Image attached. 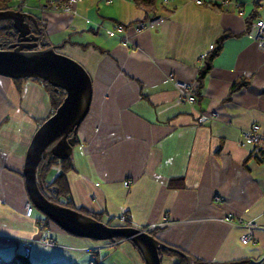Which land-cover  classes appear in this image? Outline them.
<instances>
[{
    "label": "crops",
    "instance_id": "obj_1",
    "mask_svg": "<svg viewBox=\"0 0 264 264\" xmlns=\"http://www.w3.org/2000/svg\"><path fill=\"white\" fill-rule=\"evenodd\" d=\"M25 1L22 11L92 79L90 109L67 158L72 206L116 224L126 214L130 225L201 261L264 264V152L243 136L253 124L264 131V50L247 33L264 21V2L156 0L149 12L134 0H79L66 14ZM151 16L161 18L141 28ZM117 24L122 32L111 35ZM219 41L196 100L182 101L175 81L197 82L202 56ZM240 81L249 83L231 92ZM54 111L41 80L0 75V258L23 250V239L34 241L32 264H91L99 258L94 239L43 220L35 207L25 215L27 149ZM250 220L258 227L243 243ZM116 242L101 253L103 264H147L134 242ZM179 260L162 256V264Z\"/></svg>",
    "mask_w": 264,
    "mask_h": 264
},
{
    "label": "water",
    "instance_id": "obj_2",
    "mask_svg": "<svg viewBox=\"0 0 264 264\" xmlns=\"http://www.w3.org/2000/svg\"><path fill=\"white\" fill-rule=\"evenodd\" d=\"M11 20L16 40L2 48L0 42V75L12 78L34 77L47 81L56 90L65 91L61 104L35 131L27 149L23 174L31 203L64 230L94 240L133 241L143 252L147 264H162L159 249L165 245L147 229L133 225H109L92 215L52 200L39 165L52 157L67 159L75 143L77 129L87 115L93 84L89 72L76 59L60 52L52 44L31 14L1 9L0 20Z\"/></svg>",
    "mask_w": 264,
    "mask_h": 264
},
{
    "label": "trees",
    "instance_id": "obj_3",
    "mask_svg": "<svg viewBox=\"0 0 264 264\" xmlns=\"http://www.w3.org/2000/svg\"><path fill=\"white\" fill-rule=\"evenodd\" d=\"M7 1L8 0H0V9L1 8L15 7L14 5L10 6L7 3ZM64 1H66V0H64ZM134 2L136 5L144 7L149 12L153 11L155 9V5H156V0H134ZM263 2H264V0H257L256 4L260 6ZM16 9L18 10V8H16ZM151 17H153V16H151ZM249 24H251V23H249ZM16 37H17V31L15 30L12 21L8 20V19L0 20V42L2 43V48H5L9 43L14 42L16 40ZM220 42L221 41H219V44L217 46H215L211 50V52H209L207 54V56H205L206 58L204 60V63L199 67V72L197 75V80H198L197 82L199 85L198 88L201 86L202 79H203L205 73L210 68L211 61H212L213 57L220 50ZM55 47L57 50H59V48H61L62 45L61 44L56 45ZM37 79H39V78H37ZM39 80H41V79H39ZM41 81L43 83H45V85L47 86V88L50 92V95H51L53 108L56 109L61 104L63 97L65 96V91L61 88L56 90L55 87L53 85H51L50 83H48L47 81H44V80H41ZM248 83H249L248 81H240V82L234 83L233 86L231 87V92L240 89L242 86H245ZM57 164L60 166V172L58 175L55 176L54 181H53V186H55V188H56V197H52L51 199L56 201V202H59L61 204H64L66 206L75 208L74 206H72L71 201H69V199H68L69 189H68V185H67V182L65 179V172L70 167L68 159H58L57 157H52L50 162L47 165H44L42 168H41V165H42V162H41L39 165V169H38V177L41 180H43L44 184L49 182L50 179L54 176V174L51 172V168H53V166L57 165ZM172 183L173 182L170 181L169 185L173 186ZM80 211H82L83 213H86L82 209ZM92 216L99 219V220H103L102 218H100L96 215H92ZM46 219L48 220L49 218L47 216H45L43 218V220H46ZM105 222H107V224H109V225H130L129 223L116 224V223H114L113 220H108ZM151 234L156 236L155 231H151ZM118 239H122V238L118 237L115 240H118ZM131 242H133V241H131ZM159 253H160L161 257L164 254H177V255H179L180 260L177 264H189V262H191L192 264H212V263H208V262L196 259V258L186 254L184 251L180 252V251H178V249H173L172 246L171 245L169 246L168 244L161 246L159 249ZM0 264H32V263H31L28 255L25 254L24 249H23V250L16 251L14 256L9 258V259L0 258ZM53 264H62V263H53Z\"/></svg>",
    "mask_w": 264,
    "mask_h": 264
},
{
    "label": "built area",
    "instance_id": "obj_4",
    "mask_svg": "<svg viewBox=\"0 0 264 264\" xmlns=\"http://www.w3.org/2000/svg\"><path fill=\"white\" fill-rule=\"evenodd\" d=\"M39 1L40 3L38 5V8L43 13L47 11H54V12L63 11V12L71 13V12H76V9H74L75 8L74 5L78 0H66V1L64 0H39ZM107 1H112V0H107ZM172 1L173 0H163V2L166 4H169ZM186 1L195 3L197 5H204L206 3V0H186ZM226 1L228 0H221V2H226ZM14 6L18 8L19 10H24L26 8H29V5L27 4L25 0H17ZM160 18L161 17L159 16L150 17L147 20V23L145 24L142 23L140 27L145 28V27L151 26L155 24L158 20H160ZM43 22H45V20H43ZM122 30H123V25L117 24L115 25L113 29L109 30V33L111 35H117L120 32H122ZM247 33L257 43V45L262 50H264V21L258 20L256 22H251V24L248 27ZM126 42H127V39H126ZM214 47L215 45H211L210 49L212 50ZM205 56L206 54H204L202 58H205ZM170 77L172 78L173 76L170 75ZM175 84L181 91L180 97L182 101L194 102L196 100L198 82L186 83V82H181V81H175ZM243 136L245 138L246 143L254 145L255 153L264 152V131H262V129L260 128V125L253 124L250 128L245 129L243 131ZM53 169H54V176L50 179L49 182L45 183L46 189L50 192V195H51L50 198L56 197V188L55 186H53V181H54L55 176L58 175L60 172V166L58 164L54 165ZM129 183H130L129 180L124 182L125 185H129ZM216 199L220 200L222 199V197L217 195ZM33 210H34V205L30 201L27 202L25 204V215L32 216ZM117 218L120 223L126 224L130 221V217L127 216L126 214L120 215ZM245 227L248 229V232L242 236V242L248 243L252 239L251 238L252 230L257 228L258 225L255 221L250 220L245 224ZM17 240L19 241V243L23 245L24 252L26 255H28L30 247L34 241H30V240L24 241L23 239H17ZM47 243H51V242H47ZM110 245H112L111 242H105L102 244L97 243L91 248L90 250L91 252L99 255L98 264H103L101 253L105 250L106 247ZM92 264H97V263L92 262Z\"/></svg>",
    "mask_w": 264,
    "mask_h": 264
},
{
    "label": "rangeland",
    "instance_id": "obj_5",
    "mask_svg": "<svg viewBox=\"0 0 264 264\" xmlns=\"http://www.w3.org/2000/svg\"><path fill=\"white\" fill-rule=\"evenodd\" d=\"M79 1V0H78ZM78 1L76 2V3H78ZM7 3H9L8 1H7ZM76 3H75V5H76ZM10 5V4H9ZM75 5H74V7H75ZM11 6V5H10ZM1 9H14V10H17L15 7H11V8H1ZM0 9V10H1ZM75 9V8H74ZM19 10V9H18ZM52 12H54V11H52ZM56 13H66V14H70V13H67V12H63V11H58V12H56ZM72 14H73V12H71ZM49 83V82H48ZM52 85V84H51ZM130 181V180H129ZM130 183H131V181H130ZM129 183V184H130ZM126 186H129V185H126ZM37 210V209H36ZM35 210V211H36ZM40 212V211H39ZM40 214H41V212H40ZM123 239V238H122ZM25 241V240H24ZM47 242H51V243H47ZM95 242H97V243H99V244H102V243H105V242H111L112 243V245H110V246H108V247H106L105 248V250L106 249H108V248H110V247H112V246H114V245H116L117 244V242H116V240H95ZM44 244H51V245H53L54 243H53V241H50V240H45L44 241ZM95 263H97L98 264V259H96V261H94ZM93 262V263H94ZM92 264V263H91Z\"/></svg>",
    "mask_w": 264,
    "mask_h": 264
}]
</instances>
